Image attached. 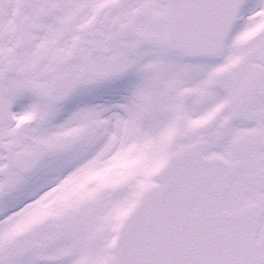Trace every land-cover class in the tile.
Returning a JSON list of instances; mask_svg holds the SVG:
<instances>
[{"label":"snow or ice","instance_id":"1","mask_svg":"<svg viewBox=\"0 0 264 264\" xmlns=\"http://www.w3.org/2000/svg\"><path fill=\"white\" fill-rule=\"evenodd\" d=\"M0 264H264V0H0Z\"/></svg>","mask_w":264,"mask_h":264}]
</instances>
